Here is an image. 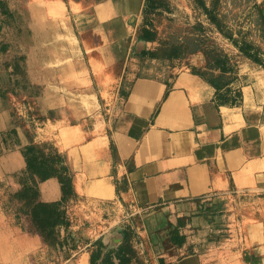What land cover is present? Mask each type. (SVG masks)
I'll use <instances>...</instances> for the list:
<instances>
[{"label": "crops", "instance_id": "1", "mask_svg": "<svg viewBox=\"0 0 264 264\" xmlns=\"http://www.w3.org/2000/svg\"><path fill=\"white\" fill-rule=\"evenodd\" d=\"M170 1L0 0V264H264V0L229 71Z\"/></svg>", "mask_w": 264, "mask_h": 264}, {"label": "rangeland", "instance_id": "2", "mask_svg": "<svg viewBox=\"0 0 264 264\" xmlns=\"http://www.w3.org/2000/svg\"><path fill=\"white\" fill-rule=\"evenodd\" d=\"M199 1L190 0V7L193 5L191 13L189 11L188 13L179 12L176 15L167 16L162 12V16L155 17V21L163 23L168 29L183 32H189L192 29L201 32V28L204 26L205 40L211 46L210 48L221 54L225 52L234 62L237 54L234 52V47L238 45L240 37L238 31L246 30L247 32L243 33L245 38L255 37V34L249 31L246 26L261 23V18L258 17L259 5L255 0H203L209 9L208 12H205ZM170 2V0H159L157 4H154V8L157 12L169 10ZM220 215L221 212L216 208V204L204 206L200 204L194 210H185L178 216L168 219L166 229L173 228L176 231L178 228L179 232L185 233L186 227L189 225L199 229L206 237H215L223 232V227L217 224L221 222ZM83 222L90 223L87 217H83ZM209 224L213 228L209 227ZM149 245L146 247V252H124L121 264H159L156 242L151 241Z\"/></svg>", "mask_w": 264, "mask_h": 264}, {"label": "trees", "instance_id": "3", "mask_svg": "<svg viewBox=\"0 0 264 264\" xmlns=\"http://www.w3.org/2000/svg\"><path fill=\"white\" fill-rule=\"evenodd\" d=\"M159 0H152V3L153 5L154 4H157ZM199 4L203 7V10L205 12H208L209 9L207 8V6L205 5V3L203 2V0H200L199 1ZM199 27V26H198ZM200 41V38L198 37H194L193 38V45L194 46H197L198 43ZM209 55L212 57L213 59V63H212V66L214 67H217L219 68L221 71H229L230 67H231V64H230V61H229V56L227 54H221L220 52L216 51L215 49L213 48H210L209 49ZM46 161H47V165L54 169V165L56 163V161H54L52 159V155H49L46 157ZM32 163L29 161L28 162V169L29 170H33L35 169V167L31 166ZM99 256V252H94V255H93V259L95 257H98Z\"/></svg>", "mask_w": 264, "mask_h": 264}]
</instances>
